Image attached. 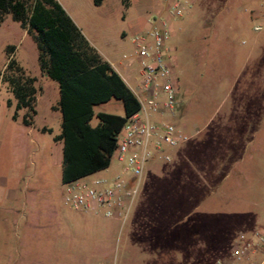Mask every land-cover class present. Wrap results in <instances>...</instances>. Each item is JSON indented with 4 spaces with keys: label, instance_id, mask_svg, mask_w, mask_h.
Here are the masks:
<instances>
[{
    "label": "rangeland",
    "instance_id": "374dc122",
    "mask_svg": "<svg viewBox=\"0 0 264 264\" xmlns=\"http://www.w3.org/2000/svg\"><path fill=\"white\" fill-rule=\"evenodd\" d=\"M57 1L99 55L115 61L133 51L135 0ZM254 2L195 0L173 23L170 62L182 99L178 116L190 139L167 150L169 162L157 157L155 167L145 168L123 223L63 203L62 144L53 140L61 132V113L52 109L57 83L47 77L37 88L30 130L22 123L26 109L11 119L12 95L0 83V184L6 177L15 190L9 201L0 185V264H217L228 255L242 214L252 207L264 213V183H258L259 172L264 178V19L250 16ZM8 57L29 76L43 77L31 35L6 14L0 73ZM93 111L124 115L115 98ZM97 122L94 115L91 125ZM117 173L124 176L112 156L96 175ZM174 224L185 230L156 228ZM259 226L264 231V218Z\"/></svg>",
    "mask_w": 264,
    "mask_h": 264
},
{
    "label": "trees",
    "instance_id": "16d2710c",
    "mask_svg": "<svg viewBox=\"0 0 264 264\" xmlns=\"http://www.w3.org/2000/svg\"><path fill=\"white\" fill-rule=\"evenodd\" d=\"M6 14L31 35L39 69L58 84L61 132L53 140L62 142V183L107 169L117 147V134L139 109L136 98L57 0H0V22ZM2 82L16 101L15 110H27L22 122L29 125L35 114V78L9 57L0 73ZM112 98L122 102L124 115L94 114V106ZM94 115L98 122L93 126Z\"/></svg>",
    "mask_w": 264,
    "mask_h": 264
},
{
    "label": "built area",
    "instance_id": "2783aa9c",
    "mask_svg": "<svg viewBox=\"0 0 264 264\" xmlns=\"http://www.w3.org/2000/svg\"><path fill=\"white\" fill-rule=\"evenodd\" d=\"M153 2L142 26L132 34L133 51L117 61H107L139 104L138 111L117 134L113 156L121 163L124 176L91 174L63 184V203L67 207L118 223L125 222L153 154L160 152L169 160L162 150L178 147L190 139L184 132L185 124L175 118L178 90L167 42L170 21L181 18L194 0ZM260 29L254 27L255 31ZM217 264H264V231L256 228L250 236L238 232L228 260Z\"/></svg>",
    "mask_w": 264,
    "mask_h": 264
},
{
    "label": "crops",
    "instance_id": "0c3cea01",
    "mask_svg": "<svg viewBox=\"0 0 264 264\" xmlns=\"http://www.w3.org/2000/svg\"><path fill=\"white\" fill-rule=\"evenodd\" d=\"M153 0H151V1H149V0H135L134 1V3H133V8H135L136 9V12L138 13V15H139V23H138V25H139V27H141L142 26V24H143V21H144V18H145V15H146V12L145 11H147L149 8H151L152 6H153ZM195 3V0H194V2H193V4ZM249 14H250V16L252 17V18H258V17H261V18H263L264 19V0H255V2L254 3H252L251 4V7H250V9H249ZM179 19H181V18H179ZM178 19H176V20H173V21H170V29H172V26H173V23L175 22V21H177ZM137 25V26H138ZM255 26H260V25H258V24H256V25H254L253 26V31L254 32H256V33H258V32H260L261 31V29H262V27H261V29L259 30V31H255L254 30V27ZM138 27V28H139ZM137 27H135L134 29H133V32L136 30V29H138ZM24 31H26L25 29H23ZM131 41H132V39H131ZM167 46H168V42H167ZM133 47V46H132ZM169 47V46H168ZM169 49H170V47H169ZM14 52H15V48L13 47V50H12V52L10 53V54H14ZM130 54V53H129ZM124 55H128V54H123L122 56H124ZM9 56H11V55H9ZM121 56V57H122ZM100 57L103 59V60H106V61H108V62H114L113 60H112V56H107V55H102V54H100ZM121 57H119V58H121ZM119 58L118 59H116L115 61H117V60H119ZM8 59H9V57H8ZM37 63H38V61H37ZM21 66V65H20ZM5 67V66H4ZM22 67V66H21ZM39 67V66H38ZM23 68V67H22ZM24 69V68H23ZM175 71V70H174ZM26 72V71H25ZM27 73V72H26ZM39 73H41V75H43V77L42 78H40V80H38V79H35V82H34V86H36L35 88L37 89H40L39 88V85H40V83L43 81V80H45L46 78H47V76H45L42 72H41V70L39 69ZM58 85V84H57ZM38 89H37V92H38ZM59 89V88H58ZM9 91V90H8ZM10 92V91H9ZM11 93V92H10ZM11 95H12V93H11ZM36 99H37V93H36ZM36 99H35V102H36ZM181 101H182V99H181V96H179V94H178V105H177V109H176V114H175V118L177 119V120H179L180 122H183L184 124H185V127H184V131H185V129L187 128V125H186V123L184 122V121H181V119H180V117L178 116V109H179V107H180V104H181ZM9 102V103H8ZM15 104H16V101H15V99H14V97H13V95H12V97L10 98H8L7 100H6V105L7 106H9V107H11V108H13L14 109V112H13V115L14 114H16V117L15 118H13V115L11 116V119H13V120H15L16 121V119H18V112H21V110L22 109H20V110H15ZM56 104V106H52V109H53V107H54V109H56L57 108V104H58V102H56L55 103ZM34 106H35V104H34ZM24 116V115H23ZM23 123V122H22ZM24 124V123H23ZM26 125V124H25ZM33 125V119L31 118L30 119V124H29V130L31 129V126ZM42 130H44V131H47V132H50V129L49 128H47V127H42ZM55 142H60V141H55ZM61 144H62V142H60ZM62 147V146H61ZM169 149H173V148H164L162 151H163V154H166V155H168L169 157H170V155H169V153H167V150H169ZM162 158L164 161H166V162H169L170 161V159L169 160H165L164 158H163V156H162V153H160V152H155L154 154H153V156H152V158L149 160V162L147 163V165H146V167H155V164H156V161H158V160H156V159H158V158ZM62 161V160H61ZM145 167V168H146ZM145 171V170H144ZM101 172V171H100ZM99 172H97V173H95V174H98ZM258 172H256V174H257ZM118 174V173H117ZM258 177H259V180H258V183H260V182H262V184L264 183V178L261 176V173L259 172L258 173ZM8 183H9V179L8 178H6V177H4V179H3V182L0 184L1 186H2V188H3V190H5L6 191V199L7 200H11V199H13L14 197H15V194H14V186L12 185V186H8ZM62 187H63V183H62ZM248 197H249V200H254V196H249L248 195ZM257 198H260L261 199V196L259 195V196H257ZM248 199V198H247ZM248 203L250 204L251 203V201H248ZM69 208V207H68ZM253 208V209H252ZM251 209L249 208L246 212H244L243 214H242V217H241V219L239 220V224H240V229H239V231L238 232H240V231H243V232H246V233H249L250 234V232L251 231H253L254 229H256L257 228V226L258 227H260L259 226V224L262 222V219L264 218V213L263 214H261L260 213V211L259 210H257L256 208H254V207H252ZM70 209V208H69ZM72 210V209H71ZM74 211V210H73ZM78 213H80V214H84L85 215V213H81V212H78ZM86 215H93V214H86ZM95 216V215H94ZM96 217H98V216H96ZM100 218V217H99ZM115 222H117V221H115ZM118 223V222H117ZM143 225V224H142ZM178 226L176 225V224H174V225H172V226H164V225H160V226H158V227H156L158 230H170V228H173L174 230H185V227H180V228H177ZM238 234V233H237ZM230 251V250H229ZM228 258H229V252H228V255H226V256H224L220 261H223V262H226L227 260H228ZM102 261L101 260H98L97 261V263L96 264H102L101 263Z\"/></svg>",
    "mask_w": 264,
    "mask_h": 264
}]
</instances>
